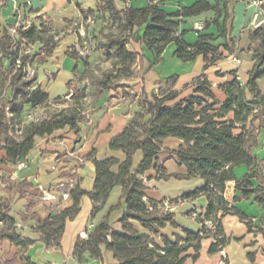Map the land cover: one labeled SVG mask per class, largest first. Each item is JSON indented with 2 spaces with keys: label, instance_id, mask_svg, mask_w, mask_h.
I'll return each instance as SVG.
<instances>
[{
  "label": "crops",
  "instance_id": "0c3cea01",
  "mask_svg": "<svg viewBox=\"0 0 264 264\" xmlns=\"http://www.w3.org/2000/svg\"><path fill=\"white\" fill-rule=\"evenodd\" d=\"M102 1L96 0L94 7L85 6L81 0L3 2L0 9V38L4 36L5 29L9 30L14 24L16 6L21 8L24 19L37 24L43 21L57 33L56 46L49 53L41 52L42 44H37L35 49L38 54L34 63L37 69V85L49 95L50 106L36 109L26 107L23 118H16L10 125L9 135L18 140L23 137L26 125L23 124V119L28 112L43 111L44 115H48L45 114L46 110L51 113L69 106H59L57 110L53 102L58 98L70 100L75 94L74 85L81 81L80 74L86 70L84 61H77L72 55L73 48L79 45L75 26L85 20L83 10L96 11ZM197 1L199 0H165L160 6L167 13L173 14ZM118 5L124 8L123 2L119 0ZM148 5V0H132V6L137 9ZM221 8L220 13L208 11L185 19L177 31V35L189 45L195 44L200 35L210 36L208 42L218 47L222 58L207 69L202 55L193 61L178 58L174 42L166 46L162 57L157 58L153 50L130 38L128 48L138 55L131 68L132 76L122 78L118 88L95 92L81 110L82 119L78 122L77 129L67 126L51 135L36 138L35 146L28 156L17 163L8 160L5 143H1L0 198L11 202V216L16 220L17 233L33 240L34 243L26 247L16 246L9 239L0 237V264H24L25 260L33 264H118L113 253L105 247H102V260L89 258L86 254L84 262L74 256V250L78 237L86 238L89 231L106 218L116 232H124L121 219L126 213V205L121 185H115L110 190L106 202L97 212H94L93 200L88 195L83 197L78 215L66 222L60 248L47 247L44 244L43 235L37 230L38 221L46 220L51 215L73 206L70 195L69 198H64V194H69L71 184H79L87 192L94 190V160L114 159L118 163L126 160V154L121 150L110 149V143L137 116L144 90L148 95L176 90L181 92L180 99H183L193 93L196 80L206 75L212 83L214 99L222 104L227 99L222 85L237 77L242 84L248 83L254 67L253 53L260 45V42L250 39V33L254 29L252 23L255 15L260 12V7L248 4L245 0H234L226 9H223V6ZM200 23L204 25V29L198 31L195 25ZM142 33L143 29L139 31V35ZM168 53L172 63L169 70L163 65ZM232 55L238 57V65L229 62ZM257 85L264 94V76L258 80ZM246 97L249 101L253 99L248 90ZM84 100H87V97ZM6 116L10 120L13 113L11 116L6 113ZM233 117L234 114L230 113L227 119L231 120ZM246 129H256L257 143L252 152L258 160V176L252 180V184L257 188L260 180L264 178V128H260L259 120L253 121L250 117ZM241 131V127H238L237 133ZM182 144L177 138L164 140L163 151L158 155L157 161L165 168L169 177L167 180L158 178L155 168L146 173L145 194L149 200L172 201L192 191L178 185L185 181L182 178L188 173L187 167L180 165L174 154ZM142 159L143 152L137 151L133 158L132 170L139 166ZM20 163L24 165L19 166ZM112 172H119V164L112 167ZM250 172L251 168L246 165L234 168L237 180H241ZM203 185L204 180H201L199 186ZM175 188L181 189L176 191ZM45 192L51 193L54 198L45 199ZM235 197L240 198L239 201H234ZM225 198L234 203L237 211L222 217V228L227 237L225 247L219 252L211 253L210 248L215 240L213 237L205 238L201 242L197 258H193L196 254L194 248H188L185 253L188 258L184 264H264V209L255 202L254 197L241 198V192L236 190V181L227 183ZM197 204L204 213L208 205L207 197L200 196L197 199L177 202L173 211L176 226L167 224L158 236L152 235L136 220H132L131 225L136 232L150 237L157 245L163 247V238L175 241L177 237L184 238L186 230H201L203 223L200 218L204 217L197 215ZM1 229L2 226L0 231Z\"/></svg>",
  "mask_w": 264,
  "mask_h": 264
},
{
  "label": "trees",
  "instance_id": "16d2710c",
  "mask_svg": "<svg viewBox=\"0 0 264 264\" xmlns=\"http://www.w3.org/2000/svg\"><path fill=\"white\" fill-rule=\"evenodd\" d=\"M4 1L0 0V9ZM164 1L148 0L147 7L137 9L132 6V0L130 6L124 8L118 5V0H105L114 19L124 15L127 34H110L104 42H100L102 54L107 59H112L113 66L98 79L97 91L118 88L122 78L132 76L131 68L138 55L128 48L130 38L153 50L157 58L162 57L166 46L174 42L178 58L193 61L202 55L206 62L205 69L222 58L218 47L208 42L210 36L200 35L195 44L189 45L177 35V31L185 19L208 11L220 13L221 6L226 9L234 0H199L173 14L167 13L160 6ZM91 11L93 10L90 9L89 12ZM82 14L88 17L86 11L83 10ZM141 29L143 33L139 35ZM56 35L45 22L40 21L38 24L32 22L27 30H20L17 39L20 44L23 39L42 44L41 52L49 53L56 46ZM250 39L260 42V45L253 53L254 67L249 81L244 85L235 79L222 85L227 95L222 104L214 99L212 83L206 75L196 80L193 93L183 99H180L181 92L176 90L152 95H148L144 90L137 116L110 143V149L123 151L126 160L122 163L114 159L94 160V190L87 192L79 184H75L68 191L73 199V206L51 215L46 220L38 221L37 230L42 233V241L47 247L60 248L66 222L78 215L85 195L93 200L94 212H97L115 185L123 187L126 213L121 222L124 232H116L108 218L99 222L89 231L86 238L78 237L76 241L74 256L81 262H84L86 254L89 258L102 260V247H105L113 253L118 264H184L188 258L185 254L188 248H194L196 254L193 258H197L202 240L209 237L215 240L210 248L211 253L223 250L227 237L222 228V217L237 213L234 203L227 201L224 195L230 181H236V190L241 192V198L254 197L255 202L264 209V178L260 180L257 188L252 184V180L258 176V160L252 152L257 143L256 129H246L250 117L253 121L259 120L260 128H264V94L257 85L258 80L264 76V24L252 29ZM10 46L11 36L6 28L4 36L0 38V149L1 143L4 142L8 160L17 163L28 156L35 146L36 138L51 135L67 126L77 129V124L82 119V109L69 106L67 109L44 115L43 120L38 123H28L20 140L9 135L10 125L16 118H23L26 107L36 109L45 107L50 102L49 95L37 85L36 75L26 79L21 68L10 78L16 58L9 52ZM37 55L34 52L32 57H24L23 65H34ZM72 55L77 61L82 60L76 47L73 48ZM8 78L10 82L6 85ZM247 90L253 95L250 101L246 97ZM73 96L76 104L80 106L86 98L83 93L78 92ZM61 99L63 98L54 102ZM7 106H10L13 113L11 121L5 113ZM230 113H233L234 117L228 120ZM238 127L242 129L240 133H237ZM168 138H177L183 142L174 154L179 164L187 167L186 177L198 176L204 180L201 188L172 201L177 203L206 196L208 206L204 218H200L203 223L200 231L186 230L185 237H177L175 241L163 238L164 246L161 247L150 237L136 232L131 221H138L155 236L160 235L161 229L167 224L176 226L174 213H166L159 208L164 201L149 200L145 194V175L150 169H156L158 178L169 177L165 168L157 161L158 155L163 151V142ZM137 151L143 152V159L139 166L132 170L133 158ZM117 164L119 172L114 173L112 167ZM240 165L250 167L251 172L237 180L234 168ZM239 199L235 197L234 201ZM0 220L3 221L1 238L9 239L16 246L26 247L34 243L33 240L17 233L16 220L11 216V202L7 199L0 198ZM206 221L215 222L216 229H209ZM25 261L24 264H33Z\"/></svg>",
  "mask_w": 264,
  "mask_h": 264
},
{
  "label": "rangeland",
  "instance_id": "374dc122",
  "mask_svg": "<svg viewBox=\"0 0 264 264\" xmlns=\"http://www.w3.org/2000/svg\"><path fill=\"white\" fill-rule=\"evenodd\" d=\"M104 1V0H103ZM101 2L96 11L93 10L91 12L86 11L87 16H91L93 18V23L85 25L86 28V36L87 41L86 43H83L80 41L79 47H76V50L79 51L78 48H80L81 52H79L82 60L86 64V70L83 74H80L81 81H78L77 85H74V91L75 94L78 92V94L83 93L85 97H87V100H83V105L76 104V101L74 99V96L70 98V100L61 99L58 102H54V108L57 107V110L59 106H65L68 104L70 107H79L83 109L88 102V99L91 98L95 92H98L96 89V84L99 78L103 76V74L110 70L112 68L113 61L112 59H107L100 50V42H104L107 35H123L127 34L125 27H124V15L122 14L119 18L114 19L112 17V14L109 11V8L107 6V2ZM123 2L124 7L126 6L125 0H119ZM81 2L84 3L87 7H94L96 5V0H81ZM81 7V6H80ZM109 11V12H108ZM83 18L85 19L86 16ZM76 27V26H75ZM79 39H81L80 34L77 32ZM171 53V52H170ZM170 53L167 54L165 63L163 65H166L167 69L169 70L172 66L171 59H170ZM73 104V105H71ZM50 106V105H47ZM62 108L67 109L69 108ZM61 109V110H62ZM49 110L45 111V114H49ZM168 178H162V180H167ZM182 180H185L183 183H180V187H187L188 189H191L193 191L197 190L198 188H201L200 181L203 180L201 177H185L182 178ZM181 188H175L176 191H178ZM187 189V190H188ZM188 193V192H187ZM184 195V194H183ZM183 195H181L178 198H181ZM200 197V196H199ZM199 197L193 198L197 199ZM178 198H175L178 199ZM208 206V205H207ZM207 211V207L205 209V212L202 213L200 210L199 204H197V215L198 216H205V213Z\"/></svg>",
  "mask_w": 264,
  "mask_h": 264
},
{
  "label": "built area",
  "instance_id": "2783aa9c",
  "mask_svg": "<svg viewBox=\"0 0 264 264\" xmlns=\"http://www.w3.org/2000/svg\"><path fill=\"white\" fill-rule=\"evenodd\" d=\"M125 1H126V4H125L126 7H129L131 0H125ZM245 1L248 4L257 5L258 7H260V12L255 15V18L253 20V23H252L253 28H257V27L263 25L264 24V7H263L264 6V0H245ZM14 17H15V22L9 29V33L11 36V46L9 48V52L12 55H14L16 58H15L14 67H13L12 73L10 75V78H11V76L15 75L17 73V71L21 68L23 69L24 78H26V79L33 78L37 73V69L34 65H31V64H27L24 66L23 65V58L26 56L32 57L34 52H35L37 44L28 42L27 39H23L22 44H20L18 42V39H17V36H18V33L20 32V30H27L28 28H30V26L32 25V21L24 19L23 12L19 6H16L14 8ZM93 21H94L93 18L91 16H88L87 18H85V20L81 24H78L76 26V31L80 34L81 39H82L81 41L83 43H86V41H87L85 25L91 24V23H93ZM195 28L198 31H201L204 29V25L202 23L196 24ZM0 32H1V27H0ZM79 44H80V40H79ZM77 47H79V45ZM78 49H79V52L82 53L80 48H78ZM229 62L238 65L239 59L236 55H232L229 57ZM1 76H2V74H1V69H0V79H1ZM10 78H8V80L6 81V85H9ZM237 79H240V78L237 77ZM5 111H6L8 116H11L12 112H11L10 106H7L5 108ZM43 118H44V112L43 111H41V112H28L23 119V124H27L30 122L38 123V122L42 121ZM23 165H24L23 163H20L19 166H23ZM73 186H74V184H71V187H73ZM225 192H226V190H225ZM224 195H225V193H224ZM44 198L45 199H53L54 196L51 193L45 192ZM64 198L65 199L69 198V194L68 193L64 194ZM229 202L233 203L231 201H229ZM176 204H177L176 202L166 200L159 206V208L166 213L167 212H173L175 207H176ZM150 210H152L151 207H150ZM206 225L211 230L216 229V223L213 221H206ZM0 226H3L2 220H0Z\"/></svg>",
  "mask_w": 264,
  "mask_h": 264
}]
</instances>
